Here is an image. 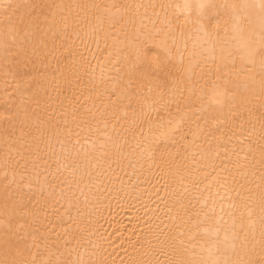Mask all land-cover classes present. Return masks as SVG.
Returning a JSON list of instances; mask_svg holds the SVG:
<instances>
[{"label":"bare ground","instance_id":"obj_1","mask_svg":"<svg viewBox=\"0 0 264 264\" xmlns=\"http://www.w3.org/2000/svg\"><path fill=\"white\" fill-rule=\"evenodd\" d=\"M187 2L0 0V264H264V0Z\"/></svg>","mask_w":264,"mask_h":264},{"label":"snow or ice","instance_id":"obj_2","mask_svg":"<svg viewBox=\"0 0 264 264\" xmlns=\"http://www.w3.org/2000/svg\"><path fill=\"white\" fill-rule=\"evenodd\" d=\"M186 10H194L197 16L196 23L199 24L201 30L212 26L214 23L218 26L219 19H216L214 23H211V17L217 16L212 10L215 8L214 5L197 3L195 5L187 2L184 5ZM147 44L143 47L136 49L134 53V59L129 67L130 76H139L142 79H153L154 77L150 74L151 72L159 73L163 71L159 63V55L149 56L146 52ZM146 64L148 66L147 70L138 69L137 65ZM167 75V73H165Z\"/></svg>","mask_w":264,"mask_h":264}]
</instances>
